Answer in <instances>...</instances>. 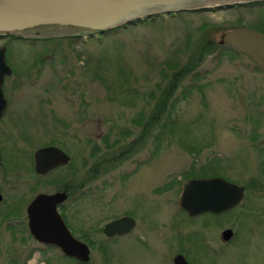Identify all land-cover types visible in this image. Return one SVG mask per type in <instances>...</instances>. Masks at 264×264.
<instances>
[{
    "label": "rangeland",
    "instance_id": "374dc122",
    "mask_svg": "<svg viewBox=\"0 0 264 264\" xmlns=\"http://www.w3.org/2000/svg\"><path fill=\"white\" fill-rule=\"evenodd\" d=\"M237 27L264 29V6L159 18L87 39L83 30L37 26L30 30L59 43H45L38 39L41 35L11 43L15 97H50V103L39 106L59 116L56 128L65 141L73 136L80 140L68 153L77 161L79 183H84L79 190L88 193L77 205L69 196L63 206L69 228L85 236L87 229H97L127 207L139 215L141 228L159 232L171 223L177 242L171 240L169 249L157 238L160 233H148L147 246L121 239L99 244L97 234L89 261L77 263L56 248L42 249L26 239L11 244L7 235L5 242L0 239V264H168L178 247L188 264H264V150L257 147L264 139V69L231 45L217 43L221 31ZM49 47L60 54L34 63L32 55ZM194 54L199 59L192 65ZM69 96L79 106L80 116L72 119L73 107L63 100ZM161 96L166 108L159 118L153 108ZM28 122L34 132L42 131L33 120ZM146 130L156 131L153 158L138 165L135 160L141 156L127 155L109 173L94 174L88 181L94 161L117 148L133 149L137 135ZM252 130H258L253 141L248 137ZM19 144L13 158L24 163L25 144ZM217 167L224 179L246 186L241 204L224 213L218 226L213 216L191 219L175 210L183 177ZM133 168L135 173L122 175ZM58 175L57 184L49 175L46 188L39 191L51 192L76 180L70 164ZM231 226L237 238L219 249L216 229Z\"/></svg>",
    "mask_w": 264,
    "mask_h": 264
},
{
    "label": "flooded vegetation",
    "instance_id": "af4514ba",
    "mask_svg": "<svg viewBox=\"0 0 264 264\" xmlns=\"http://www.w3.org/2000/svg\"><path fill=\"white\" fill-rule=\"evenodd\" d=\"M79 30H82V29H79ZM83 31L87 32L86 34L83 35V37H86L87 39V37L89 36L91 32L88 30H83ZM77 34L78 33H75V35ZM38 35H41V34H39V32L32 31L30 29L21 30V31H12V32H0V39L3 38L2 39L3 41L0 43V46L4 47V50L2 51L4 63L9 69L8 73L3 75L2 82L0 84V90L2 94V96L0 97V239L3 242H5V238L8 235L11 239L10 240L11 244L14 241H17V239L22 240V241L26 239L28 241H31L32 243H36L38 247L41 246L42 249L46 247H52V248L58 249L57 247H54L52 245H47V244L38 242L36 239L32 237V235L29 232L28 225H27V222H28L27 206L30 204V202L33 200V198L37 194H52L55 192L63 191L66 194V198L60 203L56 204V209L58 213L60 214L64 224L70 231L71 235L76 240L85 244L86 247L88 248L87 261H89V253H90V246H91L90 244H94V238L96 237L97 234L99 235V240H100L99 244L109 243L116 239H121V240H127L130 242L136 243L137 245H140V246H147L148 245L147 244L148 233H152V234L160 233L157 235V238L159 240H162L163 243H166L169 249L173 248V244L171 245L170 243L171 240L173 243L177 241H175V233H174L173 226L171 223H168L166 228L164 227L160 228L159 232L153 227L141 228L139 215L136 214L134 210H130V208H127V207L125 208L123 213L105 222L107 223L119 217L132 218L133 225L130 227H127L124 231L120 233L105 235L103 233V226L105 223H103L97 229L92 228L91 230H89L91 231L90 233L87 229V232H84L85 236L83 235L82 237L75 235L76 227L72 229L69 228L66 217L62 213L63 206L67 203L69 196H73L72 204L77 205L81 196L83 194L88 193V192L86 193L80 192L79 189L83 186L84 183H79L80 181L78 178V171H77L78 166L76 163L77 161L74 163L73 156H70L68 153V150H69L68 147L70 146V148L77 149V147L79 146L80 140L77 139V137L73 136V138L69 140V142L65 141L63 134H62L63 131L59 128H56V126L59 125V121H61L59 119V116L57 114H53L52 109H45L39 106V105H46L51 100L50 97L48 98L46 97L44 98H39V97L38 98L36 97L22 98L20 97L19 98V97H15V94H14L15 80L13 79V75H14L15 70H14L13 59L15 55H14V52L11 51L10 44L15 42L16 40L17 41H27L33 37H40ZM38 39L43 40L45 43H48V44L52 43L51 45L58 44L60 40L56 37L47 38L45 40V37H43V35H41V38H38ZM60 51H61L60 49H57V48L51 49V47L46 48V49H41L39 51L37 50L36 53L32 55V58L35 57L33 60L35 63L36 61L37 62L43 61V59L46 60V57L49 56L48 54H50V56H57L58 54H60L59 53ZM32 67L29 66L27 68L26 76L28 77L30 76L29 75L31 73L30 69H32ZM63 100L74 108V109L69 108V110L72 111V112L68 111L69 114L71 116L73 115L70 119L80 116L78 113L79 106L77 105L78 103L76 101H74L70 96L65 97ZM59 101L60 102H57L58 108H61V105L63 104V102L60 99ZM59 103L61 105H59ZM44 111L45 112L48 111L47 115ZM81 116H85V115L81 114ZM50 117L56 118V119L49 120ZM88 117L89 116L87 114V118ZM29 120H33V122L38 124L40 128H43L42 131L40 133L34 132V130L31 129V126L28 122ZM15 123L17 124L15 125ZM146 132H148V134ZM152 132H156V131L152 130ZM152 132L150 133L149 131L146 130L144 131V134H141L139 137H137L135 140V144H134L135 146L133 149L118 148L116 152H114L113 154L111 153L109 156L104 155L101 158L94 161V166H93L94 172L92 176L89 177L88 181L92 182L95 179L94 174L97 175L99 173H102V174L109 173L110 170L116 168L119 165V163L122 162V160L127 155H132V154L137 155L138 154L139 156H141L139 158V161L135 160V162L138 165L143 164L144 162L146 163L149 157L153 158V156H155V153L158 149V146H157V137H156L157 135H154ZM251 132L252 134L248 135V137L251 141H253L258 136L257 134L258 130H252ZM101 136L102 135H99L96 139L99 140ZM28 140H32V143H30V141ZM19 143H24L26 146V147L24 146V153H23L24 163H18L13 158L14 157L13 154H15V151L20 146ZM92 143H93L92 141H89V144H91V147H95L94 144ZM145 146H147L150 151H148L149 153L146 152V156L143 157L141 153L144 151ZM254 146H257V145H254ZM257 147H259L260 150H264V139L259 143ZM39 149H49V151H51L49 155L50 163L51 161L56 160L58 150L62 151L68 156V161L65 164L57 163L56 165L50 167L47 171L43 173H37L34 167V153ZM45 161H47L46 157H45ZM67 164H70L73 179L74 180L76 179L74 183L70 185H64L63 187L59 189H55L51 192L39 191L40 188H43V187L46 188L47 177L49 175L54 178L55 182H53V184H57L60 180L58 173L59 171H61V168H63ZM218 170L219 168L217 167L211 170L208 174L206 173L204 176H190V177L188 176L189 178H187L186 180L190 178L222 177L220 174H218ZM133 172L135 173V168L129 170L128 172H123L122 175H128L129 173H133ZM105 179L106 181H104V185L108 186L109 178H105ZM236 184L243 187V197H244V194H245L244 185L238 184V183ZM95 188L97 187L94 186L93 189ZM151 189L153 192L158 191L157 186H153ZM180 189H182V186ZM243 197L237 205H235L234 207L228 210L221 211V212H203L198 215L189 216L185 210L179 207L178 200H177V208H175V210L178 209L186 217L191 218V219L206 216V215L213 216L215 218V222L218 223L217 224L218 226L220 224L219 222H221L222 215L224 213L235 210V208H237L241 204ZM75 211L77 212V208H75ZM235 217L237 216L235 215ZM16 224L19 225V227H17L18 229H16L15 227ZM227 229L231 231V234L228 239H224L222 237V232ZM215 235L217 237L216 240L219 245L218 247L219 249H222L224 246H227L230 242L236 239L238 233L231 226V227L222 228L219 232H217V229H216ZM10 242L8 244H10ZM176 255H181L183 259L186 261V263L188 264L187 259L185 258L180 247H178L177 251L173 252L170 255L168 264H173V259ZM71 259L75 260V262L77 263L87 262V261H84V262L79 261L75 258H71ZM9 264H11V261L9 262Z\"/></svg>",
    "mask_w": 264,
    "mask_h": 264
},
{
    "label": "water",
    "instance_id": "95a60500",
    "mask_svg": "<svg viewBox=\"0 0 264 264\" xmlns=\"http://www.w3.org/2000/svg\"><path fill=\"white\" fill-rule=\"evenodd\" d=\"M261 6H264V0H0V32L37 26L76 28L93 33L121 31L144 20ZM217 43L231 45L264 69L263 32L248 27L224 30ZM3 50L0 46V84L3 75L9 71ZM50 153L49 149L34 153L37 173L68 161V156L58 150L56 160L50 163ZM242 197L243 187L222 177L190 178L182 185L178 204L189 216H194L228 210ZM65 198L63 191L37 194L27 206L28 229L38 242L57 247L65 256L84 262L88 259V248L71 235L56 209V204ZM132 225V218L119 217L105 223L103 233H120ZM230 234L229 229L224 230L222 237L228 239ZM173 264L187 263L181 255H176Z\"/></svg>",
    "mask_w": 264,
    "mask_h": 264
},
{
    "label": "trees",
    "instance_id": "16d2710c",
    "mask_svg": "<svg viewBox=\"0 0 264 264\" xmlns=\"http://www.w3.org/2000/svg\"><path fill=\"white\" fill-rule=\"evenodd\" d=\"M152 20H154V19H150V20H144V21H152ZM258 30H261V31H263L264 32V29H258ZM110 32H112V31H104V32H96V35H99V34H101V35H106V33L108 34V33H110ZM115 32V31H114ZM91 36H92V34H90ZM72 37L73 38H76V37H78L77 35H72ZM220 45V44H219ZM222 45V44H221ZM229 45V44H228ZM234 48V47H233ZM193 59V63H192V65L194 64V62L196 63V61L199 59V54H194V57L192 58ZM195 60V61H194ZM177 63H173L172 65H176ZM169 66H171V65H169ZM193 67V66H192ZM186 69V68H185ZM185 69H183V70H185ZM163 71V70H162ZM161 71V72H162ZM178 71H180V70H178ZM166 74V73H165ZM170 77V76H169ZM174 81L173 79H169V83H172V82ZM170 88H172V85H169V89ZM153 98V94L152 93H150L149 95H148V100H150V99H152ZM165 98H163L162 96L161 97H159V99L157 100V102H155V104H154V108H153V110H155V113L157 114V116H159V118H160V115L161 114H163L164 112H165ZM154 114V112L152 113V115ZM141 134H144V131L141 133ZM141 134H138L137 135V137H139ZM160 137V136H159ZM159 140H160V138H158ZM112 147L113 148V146L112 145H108L107 146V148H109V147ZM118 149V148H117ZM117 149H114V151H112L111 153L113 154L114 152H116V150ZM106 155H107V153H106ZM206 171H201L199 174H197V175H192L191 174V176H204L206 173H205ZM188 177V176H187ZM187 178H186V176L185 177H183V180H186ZM182 180V181H183ZM182 185V184H181ZM244 188L246 189V186H244Z\"/></svg>",
    "mask_w": 264,
    "mask_h": 264
}]
</instances>
